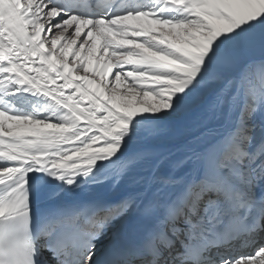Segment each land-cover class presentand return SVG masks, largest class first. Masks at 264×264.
<instances>
[{
  "label": "snow or ice",
  "instance_id": "obj_1",
  "mask_svg": "<svg viewBox=\"0 0 264 264\" xmlns=\"http://www.w3.org/2000/svg\"><path fill=\"white\" fill-rule=\"evenodd\" d=\"M0 264H264V0H0Z\"/></svg>",
  "mask_w": 264,
  "mask_h": 264
}]
</instances>
